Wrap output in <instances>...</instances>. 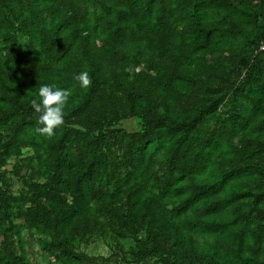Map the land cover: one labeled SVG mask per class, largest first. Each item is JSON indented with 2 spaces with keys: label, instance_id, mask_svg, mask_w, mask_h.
Segmentation results:
<instances>
[{
  "label": "trees",
  "instance_id": "obj_1",
  "mask_svg": "<svg viewBox=\"0 0 264 264\" xmlns=\"http://www.w3.org/2000/svg\"><path fill=\"white\" fill-rule=\"evenodd\" d=\"M263 45L264 0H0V264H264Z\"/></svg>",
  "mask_w": 264,
  "mask_h": 264
},
{
  "label": "clouds",
  "instance_id": "obj_2",
  "mask_svg": "<svg viewBox=\"0 0 264 264\" xmlns=\"http://www.w3.org/2000/svg\"><path fill=\"white\" fill-rule=\"evenodd\" d=\"M73 78L83 89L92 85L91 76L87 71L75 74ZM71 95V89H62L54 84H45L39 87V100L31 101V107L35 113L39 114L38 124L42 125V127L36 128V132L51 138L55 134V129L64 125L65 107Z\"/></svg>",
  "mask_w": 264,
  "mask_h": 264
},
{
  "label": "rangeland",
  "instance_id": "obj_3",
  "mask_svg": "<svg viewBox=\"0 0 264 264\" xmlns=\"http://www.w3.org/2000/svg\"><path fill=\"white\" fill-rule=\"evenodd\" d=\"M132 123H126L124 125V127H126L127 129L131 128ZM20 184H16L15 188H19ZM26 249L29 253V257H30V262L32 261L31 264H47L46 259L42 256V254L39 251V248L37 246V243L35 240H31V242L29 244L26 245ZM83 250L86 251V253H88L89 255H101V256H107L108 253V249L101 244H93L90 245L89 247L82 248Z\"/></svg>",
  "mask_w": 264,
  "mask_h": 264
},
{
  "label": "built area",
  "instance_id": "obj_4",
  "mask_svg": "<svg viewBox=\"0 0 264 264\" xmlns=\"http://www.w3.org/2000/svg\"><path fill=\"white\" fill-rule=\"evenodd\" d=\"M261 50H264V45L260 48Z\"/></svg>",
  "mask_w": 264,
  "mask_h": 264
}]
</instances>
